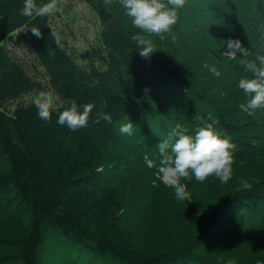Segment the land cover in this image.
I'll use <instances>...</instances> for the list:
<instances>
[{
    "label": "trees",
    "instance_id": "obj_1",
    "mask_svg": "<svg viewBox=\"0 0 264 264\" xmlns=\"http://www.w3.org/2000/svg\"><path fill=\"white\" fill-rule=\"evenodd\" d=\"M83 1L101 32L81 60L61 38L57 47L51 15L0 0V264H41L48 230L99 264H264V109H240L238 82L251 74L227 44L264 55V0H187L171 34L150 37L149 58L118 2ZM41 92L57 99L51 122L22 100ZM70 100L94 105L87 127L57 123ZM101 108L111 124L94 122ZM129 120L133 134H120ZM213 121L235 145L232 178L183 179L191 199L178 200L159 179L156 145L177 124L194 134Z\"/></svg>",
    "mask_w": 264,
    "mask_h": 264
},
{
    "label": "clouds",
    "instance_id": "obj_2",
    "mask_svg": "<svg viewBox=\"0 0 264 264\" xmlns=\"http://www.w3.org/2000/svg\"><path fill=\"white\" fill-rule=\"evenodd\" d=\"M118 2L125 15L131 19L132 26L141 34H133L130 39L135 43L139 55L149 58L155 53V44L150 38L157 36L161 41L166 34H171L178 21V10L183 8L187 0H103L106 11ZM57 11V0H48L37 4L36 0H23L21 15L26 17H46ZM33 36L41 38L42 33L37 27L29 29ZM57 47H61L60 37L52 34ZM228 49L235 57L241 55L239 64L251 76L242 77L238 82L239 89L248 97L246 103L240 104V109L248 115H253L257 109H264V55L251 57V53L242 47L239 40L228 39ZM38 118L51 122L53 97L41 92L33 101ZM67 106L58 115L57 123L76 131L87 127L92 113L93 104L78 105L75 100L66 102ZM107 106V101H103ZM105 121L112 123V117L101 108L97 112L95 123ZM215 121L195 129L194 134H188L187 129L177 124L169 134V138L161 141L156 148L160 156L159 179L169 188L174 189L178 200H190L191 194L183 179L203 183L209 177L217 178L221 184H226L232 178L234 164L233 152L235 145L228 138H221L214 129ZM122 135L133 134V123L129 120L119 126ZM244 188H250L246 181H241ZM231 264V262H230ZM257 264H261L260 261Z\"/></svg>",
    "mask_w": 264,
    "mask_h": 264
},
{
    "label": "rangeland",
    "instance_id": "obj_3",
    "mask_svg": "<svg viewBox=\"0 0 264 264\" xmlns=\"http://www.w3.org/2000/svg\"><path fill=\"white\" fill-rule=\"evenodd\" d=\"M51 24L68 50L76 53L81 60L86 59L91 46L99 42L101 32L99 18L83 0H57V11L51 15ZM17 52L20 55H29V52L22 47ZM49 94L52 95L55 103L54 101L57 100L55 95ZM38 95L39 93L28 94L22 100L30 102ZM12 105L14 107L15 102ZM44 236L45 250L41 256V264H47L46 260L50 261L49 264H99L93 256H85L83 260H79V257L75 258L55 231L48 230ZM59 258L62 261L57 262Z\"/></svg>",
    "mask_w": 264,
    "mask_h": 264
}]
</instances>
